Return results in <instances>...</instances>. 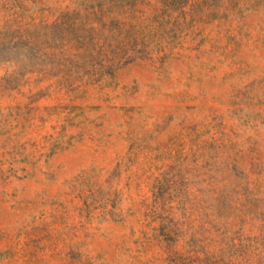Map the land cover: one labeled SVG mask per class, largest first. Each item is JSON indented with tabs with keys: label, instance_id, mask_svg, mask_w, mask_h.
I'll return each mask as SVG.
<instances>
[{
	"label": "rangeland",
	"instance_id": "1",
	"mask_svg": "<svg viewBox=\"0 0 264 264\" xmlns=\"http://www.w3.org/2000/svg\"><path fill=\"white\" fill-rule=\"evenodd\" d=\"M0 264H264V0H0Z\"/></svg>",
	"mask_w": 264,
	"mask_h": 264
}]
</instances>
